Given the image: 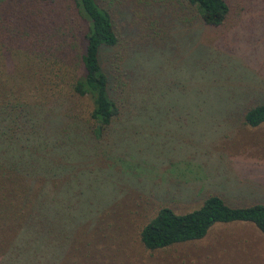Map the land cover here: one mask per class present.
<instances>
[{
	"label": "trees",
	"instance_id": "16d2710c",
	"mask_svg": "<svg viewBox=\"0 0 264 264\" xmlns=\"http://www.w3.org/2000/svg\"><path fill=\"white\" fill-rule=\"evenodd\" d=\"M54 7L55 19L44 16L7 33L30 69L14 75L25 81L19 99L6 94L0 101V180L9 184L0 264H74L80 248L86 254L92 237L82 244L75 236L82 202L69 192L72 183L76 192L83 186L81 176L88 180L81 168L121 139L126 143L117 150L136 151L145 132L163 130L171 108L165 99L179 97L172 75L177 57L192 52L193 61L207 64L206 45H189L231 14L228 0H64ZM257 99L241 103L247 127L264 125V96ZM184 120L181 111L176 122ZM94 191L85 181V197ZM234 221L250 222L264 236V203L233 206L218 194L185 212L160 203L137 237L152 251Z\"/></svg>",
	"mask_w": 264,
	"mask_h": 264
},
{
	"label": "rangeland",
	"instance_id": "374dc122",
	"mask_svg": "<svg viewBox=\"0 0 264 264\" xmlns=\"http://www.w3.org/2000/svg\"><path fill=\"white\" fill-rule=\"evenodd\" d=\"M61 1L0 0V101L6 94L19 99L25 81L14 75L30 69L23 56L14 53L17 40L7 33L22 32L23 26L44 16L55 19L54 6ZM228 3V20L194 35L189 45H206L207 64L203 58L193 61L192 52L177 57L172 75L179 97L165 99L171 108L162 117L163 130L145 132L136 151L117 150L126 143L121 139L117 148L95 155L81 168L90 169L84 174L95 188L91 196L83 194L84 176L77 192L72 183L71 197L82 202L75 236L80 234L82 244L92 237L86 254L80 248L82 257L74 264H264V236L246 221L216 223L198 240L152 251L137 237L160 203L176 212L198 207L207 194H218L233 206L264 203V125L247 127L239 116L242 102L255 103L264 96V0ZM83 26L79 21L78 27ZM6 71L13 77L5 76ZM181 111L185 120L180 125L176 120ZM4 181L0 241L7 232L2 218L9 214V184Z\"/></svg>",
	"mask_w": 264,
	"mask_h": 264
}]
</instances>
